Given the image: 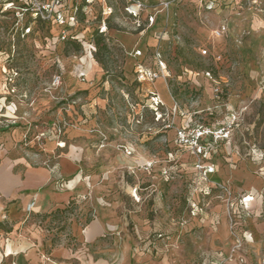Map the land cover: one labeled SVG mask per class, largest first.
<instances>
[{"label":"rangeland","instance_id":"1","mask_svg":"<svg viewBox=\"0 0 264 264\" xmlns=\"http://www.w3.org/2000/svg\"><path fill=\"white\" fill-rule=\"evenodd\" d=\"M140 2L139 18L128 13V0H108L110 16L95 6L89 18L38 25L40 36L26 39L0 5V164L27 158L48 167L51 143L57 157L76 148L86 174L110 173L102 195L111 209L77 199L31 217L55 244H72L75 223L100 220L109 227L93 249L113 252L111 264L125 251L129 264H264V0H216L212 10L199 0ZM223 26L227 34L214 38ZM136 49L152 69L157 50L166 64L169 77L159 80L172 100L159 116L149 93L158 80H136L144 59L133 58ZM79 83L107 101L91 119L74 111L82 114L80 103L91 94ZM165 84L159 87L167 98ZM188 125L220 136L229 129L202 169L176 139ZM74 131L84 132L73 138Z\"/></svg>","mask_w":264,"mask_h":264},{"label":"crops","instance_id":"2","mask_svg":"<svg viewBox=\"0 0 264 264\" xmlns=\"http://www.w3.org/2000/svg\"><path fill=\"white\" fill-rule=\"evenodd\" d=\"M208 1H211L213 6L216 5V0ZM260 20L262 22L261 18L256 19L255 23H260ZM259 26L261 25H257ZM136 50L132 52L133 58H136L134 56ZM82 73L87 75L86 70ZM162 83L165 84L158 80L154 85L155 91L149 93H156L163 104H170L172 99L168 86L165 84L169 92V97L166 98L159 87ZM79 86L85 92L91 91L88 84L79 83ZM106 104L105 98H98L94 91H91L90 95L85 94L80 103L82 114L76 109L74 111L80 120L91 119L97 109L105 108ZM78 109L80 110V107ZM82 132L74 131L72 137H77ZM46 148L50 154L47 155L49 159L46 161L51 163L48 167H33L27 158L3 161L0 164V222H4L5 219L9 224L8 230H0V263L111 264L115 260L113 252L104 250L102 246L99 250L93 249L95 244L104 243L103 237L109 226L102 221H92L85 227L75 223L72 226L71 234L74 238L72 244H66L63 239L55 244L49 233L32 222L33 215L50 214L65 208L71 201L77 199L89 202L99 199L106 203V196L102 194L109 191L106 188L112 181L110 173L107 172L86 174L76 148L68 157L64 154L57 157L56 148L51 143ZM52 154L56 156L54 160ZM106 207L112 208L109 205ZM106 207L98 205L96 209L101 213ZM123 256L119 264H129L126 251Z\"/></svg>","mask_w":264,"mask_h":264},{"label":"built area","instance_id":"3","mask_svg":"<svg viewBox=\"0 0 264 264\" xmlns=\"http://www.w3.org/2000/svg\"><path fill=\"white\" fill-rule=\"evenodd\" d=\"M200 4L205 3L208 10L213 9L211 1L199 0ZM108 0H0V5L3 6L4 13H10L16 20V33L20 34L22 38H29L33 35L40 36L38 25L56 24L60 27H65L71 23L76 24L80 17L89 18L91 9L95 6H102L103 16H110L112 10L107 7ZM130 6L127 8L135 18H139L143 11V5L140 0H128ZM67 7H70V12H67ZM108 10V11H107ZM150 25L154 23V18H150ZM140 28V25H139ZM106 27L103 26L101 33H105ZM228 30L226 26L220 27L213 32L214 38H222L227 34ZM67 35L66 28L62 30L59 38L66 40ZM48 45H52L51 38H46ZM204 55H207V51H203ZM134 56L139 59L135 66L136 80L140 83H154L159 79H166L169 77V73L164 61H162L159 50L156 51L154 60L155 67L152 69L147 66L145 62V56H143L142 50H136ZM221 57H219L220 59ZM210 76V73H207ZM81 77H85L82 73ZM62 83V76L57 75L54 79V85L59 86ZM215 94L217 98H220L221 91L216 88ZM162 102L156 93H151V105L150 108L159 116L158 113ZM172 125H168L167 128H171ZM228 134L229 129H224L221 134ZM226 136H220L217 131H213L204 127H192L190 125L180 127L176 132V139L180 146H187L190 148V153L197 157L198 168H203V162L210 158L209 150L213 143H216L219 139L228 138ZM130 154V153H129ZM214 169L205 171V174L212 173Z\"/></svg>","mask_w":264,"mask_h":264},{"label":"trees","instance_id":"4","mask_svg":"<svg viewBox=\"0 0 264 264\" xmlns=\"http://www.w3.org/2000/svg\"><path fill=\"white\" fill-rule=\"evenodd\" d=\"M58 212H60L59 210H58ZM0 226H2V223H0ZM1 229V228H0Z\"/></svg>","mask_w":264,"mask_h":264},{"label":"bare ground","instance_id":"5","mask_svg":"<svg viewBox=\"0 0 264 264\" xmlns=\"http://www.w3.org/2000/svg\"><path fill=\"white\" fill-rule=\"evenodd\" d=\"M64 146V145H63Z\"/></svg>","mask_w":264,"mask_h":264}]
</instances>
